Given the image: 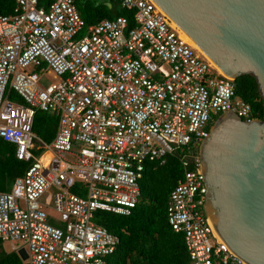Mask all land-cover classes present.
I'll use <instances>...</instances> for the list:
<instances>
[{"label":"built area","instance_id":"2783aa9c","mask_svg":"<svg viewBox=\"0 0 264 264\" xmlns=\"http://www.w3.org/2000/svg\"><path fill=\"white\" fill-rule=\"evenodd\" d=\"M118 1L132 26L86 25L73 0H15L0 15V138L27 165L0 192V243L24 249L26 264H106L118 238L94 213L129 215L145 162L176 154L166 219L188 264H246L204 210L199 145L220 114L248 122L251 107L148 0ZM49 72L57 81L43 88ZM36 110L56 118L49 143L32 130Z\"/></svg>","mask_w":264,"mask_h":264},{"label":"water","instance_id":"95a60500","mask_svg":"<svg viewBox=\"0 0 264 264\" xmlns=\"http://www.w3.org/2000/svg\"><path fill=\"white\" fill-rule=\"evenodd\" d=\"M148 1L222 79L254 76L264 103V0ZM199 160L204 210L217 234L246 264H264V118L220 114Z\"/></svg>","mask_w":264,"mask_h":264},{"label":"trees","instance_id":"16d2710c","mask_svg":"<svg viewBox=\"0 0 264 264\" xmlns=\"http://www.w3.org/2000/svg\"><path fill=\"white\" fill-rule=\"evenodd\" d=\"M48 0H40L45 5ZM86 25L102 19L125 16L132 26V13L120 7L118 0H73ZM15 0H0V15L13 11ZM235 94L251 107L253 119L264 118V103L254 76L243 74L234 80ZM10 98L15 99V94ZM18 101V99H17ZM56 118L36 110L32 130L49 143L56 131ZM26 163L14 157V146L0 138V192L8 191L16 177L26 169ZM182 175L178 156L168 155L163 163L145 162L139 181L140 197L129 215L96 211L93 220L118 238L114 252L106 264H188L189 258L181 233L167 223L168 195ZM0 264H26L13 251L0 243Z\"/></svg>","mask_w":264,"mask_h":264},{"label":"rangeland","instance_id":"374dc122","mask_svg":"<svg viewBox=\"0 0 264 264\" xmlns=\"http://www.w3.org/2000/svg\"><path fill=\"white\" fill-rule=\"evenodd\" d=\"M57 81V78L56 77H54L53 76V73L52 72H49V73H46V74H44L41 78H40V80H39V82H38V84L41 86V87H45L46 85H48V84H53V83H55ZM187 153L188 154H191V151L189 150V151H187ZM189 156V155H188ZM46 157V156H45ZM44 157V158H45ZM45 160H48V159H44V161ZM47 200V199H46ZM46 203H48V201L46 202ZM4 247L6 248V249H9V245L8 244H4Z\"/></svg>","mask_w":264,"mask_h":264},{"label":"crops","instance_id":"0c3cea01","mask_svg":"<svg viewBox=\"0 0 264 264\" xmlns=\"http://www.w3.org/2000/svg\"><path fill=\"white\" fill-rule=\"evenodd\" d=\"M3 247H4V245H3ZM4 249L7 250L5 247H4ZM7 251H8V250H7ZM17 254H18V253H17ZM18 255H19V254H18Z\"/></svg>","mask_w":264,"mask_h":264}]
</instances>
